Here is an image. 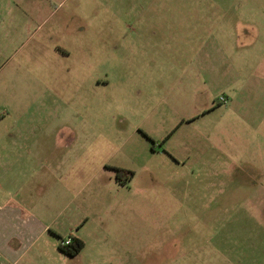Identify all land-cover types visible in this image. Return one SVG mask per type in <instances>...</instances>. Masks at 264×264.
<instances>
[{"label":"rangeland","instance_id":"obj_1","mask_svg":"<svg viewBox=\"0 0 264 264\" xmlns=\"http://www.w3.org/2000/svg\"><path fill=\"white\" fill-rule=\"evenodd\" d=\"M0 43L19 264H264V0H0Z\"/></svg>","mask_w":264,"mask_h":264},{"label":"crops","instance_id":"obj_2","mask_svg":"<svg viewBox=\"0 0 264 264\" xmlns=\"http://www.w3.org/2000/svg\"><path fill=\"white\" fill-rule=\"evenodd\" d=\"M1 51L4 54V49L1 48ZM20 131L19 129L13 132L9 131V135H6L7 139L0 141L2 145L6 144L2 146L4 156L0 163H9V160H12L10 163L17 165L24 159L25 154L29 155L26 152V148L21 149L20 147L22 143L27 144L31 141L19 140L16 132L20 134ZM29 132L33 133L34 129H30ZM10 148L13 150L12 152L9 151ZM49 175L50 179L57 180L54 169L51 168ZM63 184L67 186L68 183ZM54 186L55 184L49 183L48 187L54 188ZM40 224L36 223L34 217L22 204H0V264H19L22 254L35 246L45 233L46 226L42 223ZM69 236L74 235L70 234Z\"/></svg>","mask_w":264,"mask_h":264},{"label":"trees","instance_id":"obj_3","mask_svg":"<svg viewBox=\"0 0 264 264\" xmlns=\"http://www.w3.org/2000/svg\"><path fill=\"white\" fill-rule=\"evenodd\" d=\"M222 104V102H221ZM122 172H128L124 170H120ZM71 244L68 246H64L62 242L64 241L62 239L61 243L59 244V250L64 253L65 255L74 257L77 256L85 247V243L82 239L77 238L75 236H70Z\"/></svg>","mask_w":264,"mask_h":264},{"label":"flooded vegetation","instance_id":"obj_4","mask_svg":"<svg viewBox=\"0 0 264 264\" xmlns=\"http://www.w3.org/2000/svg\"><path fill=\"white\" fill-rule=\"evenodd\" d=\"M120 170L128 171V170L125 169V168H117L116 171H117L119 177L123 175V176H127V177L130 178V175H131V172H130V171H128V172H122V171H120Z\"/></svg>","mask_w":264,"mask_h":264},{"label":"built area","instance_id":"obj_5","mask_svg":"<svg viewBox=\"0 0 264 264\" xmlns=\"http://www.w3.org/2000/svg\"><path fill=\"white\" fill-rule=\"evenodd\" d=\"M220 102H222V103H227V100H226V98H222ZM62 244H63L64 246H68V245H70V244H71V239L69 238V239H67V240H64V241L62 242Z\"/></svg>","mask_w":264,"mask_h":264}]
</instances>
